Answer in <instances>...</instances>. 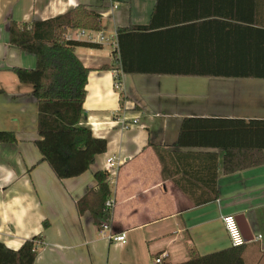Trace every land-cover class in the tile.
<instances>
[{"label": "crops", "instance_id": "crops-1", "mask_svg": "<svg viewBox=\"0 0 264 264\" xmlns=\"http://www.w3.org/2000/svg\"><path fill=\"white\" fill-rule=\"evenodd\" d=\"M79 5L102 16L100 32L109 37L148 25L156 0H0V242L18 250L38 237L35 264H157L159 257L180 264L192 250L204 256L231 248L222 218L234 215L252 237L242 248L245 264H264V165L225 175L220 150L178 147L185 118L264 120V79L124 75L113 50L78 47L90 69L78 125L87 130L40 133L33 87L12 71L33 69L36 57L9 45L8 26ZM217 10L252 11L251 26L264 29V0H170L162 12ZM152 145L167 149L163 162ZM111 155L122 161L116 178L104 171ZM102 181L115 205L100 225L78 202ZM120 234L124 244L110 239Z\"/></svg>", "mask_w": 264, "mask_h": 264}, {"label": "trees", "instance_id": "trees-1", "mask_svg": "<svg viewBox=\"0 0 264 264\" xmlns=\"http://www.w3.org/2000/svg\"><path fill=\"white\" fill-rule=\"evenodd\" d=\"M169 1L156 0L148 25L118 29V47L112 54L121 74L264 79V29L251 26L255 23L252 11L238 14L217 10L176 17L179 14L175 12H162L163 2ZM160 17L167 19L159 20ZM102 29V16L84 5L47 20L10 21L9 45L36 57L33 69L16 67L12 71L20 83L33 87L29 96L38 104L40 133L87 130L78 125L86 118L84 103L90 69L76 55V48L101 49L102 45L70 39L69 33ZM3 141L0 139V143ZM178 147L220 150L224 153L225 175L260 167L264 165V120L185 118ZM153 148L163 162L167 149L156 145ZM110 198L108 184L99 182L78 202L79 211H89L102 225L112 217L106 207ZM38 240H27L18 250L0 242V264H35ZM242 248L231 247L204 256L192 250L190 259L180 264H245Z\"/></svg>", "mask_w": 264, "mask_h": 264}, {"label": "built area", "instance_id": "built-area-1", "mask_svg": "<svg viewBox=\"0 0 264 264\" xmlns=\"http://www.w3.org/2000/svg\"><path fill=\"white\" fill-rule=\"evenodd\" d=\"M70 39H77L81 40L84 38L85 41L93 43V44H99L103 45L105 43H111V46L113 50L117 49L118 47V36L117 34H114L113 36L106 37L102 32H96V31H88V30H77L75 36L69 34ZM115 89L117 91H120L122 89V84L120 80V76L117 75L115 77ZM124 122L123 128L128 129L131 127V125L137 124V119H134L132 123H126ZM122 165V161L117 158L115 155H111L106 159V167H105V174L112 176L113 178H116L118 175V171ZM108 183L110 181L108 180ZM115 205V202L113 199H109L106 202V207L110 210H113ZM222 222L224 225V228L227 232L230 244L232 247L239 248L243 247L247 244V241L242 233V230L240 228V225L238 223L237 217L234 215H226L222 218ZM110 239L114 243L118 244H124L125 243V236L124 234H120L118 236H110ZM162 261L161 257L155 260L157 264H160Z\"/></svg>", "mask_w": 264, "mask_h": 264}, {"label": "water", "instance_id": "water-1", "mask_svg": "<svg viewBox=\"0 0 264 264\" xmlns=\"http://www.w3.org/2000/svg\"><path fill=\"white\" fill-rule=\"evenodd\" d=\"M237 220H238V223L240 225V228L242 230V233H243L246 241L252 240V237L250 236L248 227L246 226V224L243 221H241V220H243V217L239 216V217H237Z\"/></svg>", "mask_w": 264, "mask_h": 264}, {"label": "rangeland", "instance_id": "rangeland-1", "mask_svg": "<svg viewBox=\"0 0 264 264\" xmlns=\"http://www.w3.org/2000/svg\"><path fill=\"white\" fill-rule=\"evenodd\" d=\"M107 36H109V34H106ZM93 49H95V50H103L104 49V51H111L112 52V50H113V48H112V46H111V43H105L104 45H103V48H101V49H97V48H93ZM15 78V77H14ZM103 174V173H102Z\"/></svg>", "mask_w": 264, "mask_h": 264}]
</instances>
